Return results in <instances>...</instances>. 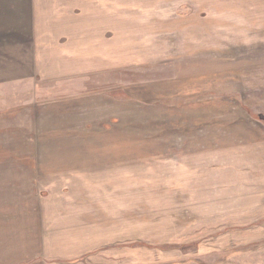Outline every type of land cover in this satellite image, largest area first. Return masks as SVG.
<instances>
[{
	"label": "rangeland",
	"instance_id": "rangeland-1",
	"mask_svg": "<svg viewBox=\"0 0 264 264\" xmlns=\"http://www.w3.org/2000/svg\"><path fill=\"white\" fill-rule=\"evenodd\" d=\"M91 1L1 37L0 264L42 263L46 214L113 244L51 264H264V0Z\"/></svg>",
	"mask_w": 264,
	"mask_h": 264
},
{
	"label": "crops",
	"instance_id": "crops-1",
	"mask_svg": "<svg viewBox=\"0 0 264 264\" xmlns=\"http://www.w3.org/2000/svg\"><path fill=\"white\" fill-rule=\"evenodd\" d=\"M50 3L54 5L58 14V18L53 16L51 17L53 19H79L75 15L76 9L81 10V14H89L88 20L91 19V0H0V45L3 44L2 42H4L1 37H8L9 39L7 40V43H9L10 47L14 46L12 49H10V51H29V48L24 47L23 45L36 43V41L32 38L36 35L35 29L33 26H31V24L30 26H28V22L22 24L24 27H19L17 24L15 26L14 21H31L35 19H40V15L38 14L43 11H40L38 5L41 6V4H43L42 10H45L46 8L48 10L50 9L48 6ZM44 4H46L48 7ZM65 13H69L70 15L64 16ZM83 18L87 17L82 16L81 19ZM73 28V30H70L69 28L66 29L63 34L61 33V30H57V34H54L55 38L53 40L45 39L42 44L51 43V45L56 46L61 42L62 37L65 36L67 40L65 42L64 50L76 49L77 51H80L84 42V33L87 32L82 30V27ZM18 37H20V40H17ZM49 217L50 215L48 216V214H46L43 218H45L47 221L49 220L52 226H50V229L44 231L42 237L40 238L43 249L41 251V255L45 257V260H42V263L44 262V264H51V260H57L59 258L64 260H71L74 257L79 258L93 255L94 253H97L98 250H100L99 248L109 245L113 246V244H111L112 241L106 240L105 242H100L98 238L92 241L89 238L90 231L92 232L93 230L96 231L98 229L97 225L95 224H88L87 226L85 223H82V225H77L75 224V222L77 221L75 220L74 216L70 214L71 218L65 219L69 220L70 222H68L61 229H58V227L53 226ZM72 264L82 263L81 261H79Z\"/></svg>",
	"mask_w": 264,
	"mask_h": 264
}]
</instances>
